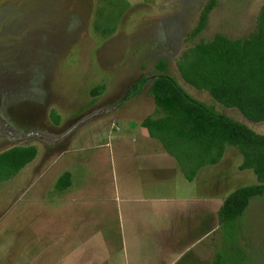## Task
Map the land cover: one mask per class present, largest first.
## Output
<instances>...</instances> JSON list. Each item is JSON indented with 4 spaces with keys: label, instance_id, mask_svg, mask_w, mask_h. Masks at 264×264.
I'll list each match as a JSON object with an SVG mask.
<instances>
[{
    "label": "rangeland",
    "instance_id": "374dc122",
    "mask_svg": "<svg viewBox=\"0 0 264 264\" xmlns=\"http://www.w3.org/2000/svg\"><path fill=\"white\" fill-rule=\"evenodd\" d=\"M211 2L0 0V153L16 146L38 149L32 163L11 179L0 181L2 261L9 264L10 258L29 253L22 243L25 219L38 220L41 227L49 222L57 228L55 223L67 225L80 214L79 210H69L71 200L64 201L61 192H53L65 172L75 175L72 192L83 204L115 201L118 190L114 175L120 164L115 149L119 153L124 145H144L143 137L148 134L141 122L157 110L148 85L136 97L123 98L139 79L151 82L159 73L156 66L160 61L167 62L166 73L193 98L264 133V122L249 121L238 109L218 103L208 92L186 83L179 72L184 52L200 41H210L218 34L244 39L258 28L264 0H216L204 30L193 36ZM112 7H117L115 15L124 7L123 13L114 16L116 20L109 12ZM98 23L100 30L96 29ZM107 24L113 29L104 34ZM102 85L103 93L93 96V89ZM52 111L59 119L53 118ZM242 162L240 150L228 146L217 165L198 172L195 184L186 179L180 166L182 174L172 170L169 183L163 187L165 194L201 196L203 217L210 216L203 224L202 243L176 264H213L218 253L223 264H264V196L251 200L236 228L223 227L216 220L223 199L239 188L260 183L253 170L239 169ZM24 180L35 186L28 201L22 194ZM211 199L214 204L209 207L206 203ZM59 205L57 212H45V208ZM29 207L39 212L34 213L36 218L23 212ZM108 209H101L105 222L110 220ZM177 219L182 230L184 221ZM129 230L120 218L117 227L108 226V253L113 251L117 256L124 247L120 252L123 262L134 264L133 245L124 256L127 245L121 238ZM135 246L142 250L136 252L139 261L157 250L150 243Z\"/></svg>",
    "mask_w": 264,
    "mask_h": 264
},
{
    "label": "trees",
    "instance_id": "16d2710c",
    "mask_svg": "<svg viewBox=\"0 0 264 264\" xmlns=\"http://www.w3.org/2000/svg\"><path fill=\"white\" fill-rule=\"evenodd\" d=\"M215 2L212 0L203 11L193 36L204 30ZM116 8L109 10L111 18L124 11V7L123 10L120 8L115 15ZM106 26L102 29L104 34L113 29L108 24ZM96 29L100 30L99 23ZM156 67L159 73L151 82L145 77L139 79L123 99L136 97L148 85V95L157 110L155 115L145 118L141 126L147 130L150 139L176 160L190 182L202 168L218 164L228 146L240 150L243 162L239 169L253 170L260 183L239 188L224 200L218 214L220 225L236 228L237 220L246 212L251 200L264 196V133H257L193 98L166 73V61H160ZM178 69L189 85L208 92L215 101L228 108L238 109L249 121L263 123L264 5L256 32L244 39L232 40L218 34L210 41H200L184 52ZM104 90V85L96 87L92 95H100ZM52 116L59 119L55 111ZM37 155L38 149L33 145L16 146L0 153V181L16 176ZM70 185L71 174L65 172L58 179L56 189L65 190ZM223 262V256L218 253L213 264Z\"/></svg>",
    "mask_w": 264,
    "mask_h": 264
},
{
    "label": "crops",
    "instance_id": "0c3cea01",
    "mask_svg": "<svg viewBox=\"0 0 264 264\" xmlns=\"http://www.w3.org/2000/svg\"><path fill=\"white\" fill-rule=\"evenodd\" d=\"M143 140L144 145L137 144L131 147L124 145L119 153L117 147L115 149V155H119L120 164L116 165L117 175H114L116 190H118L115 201L112 202L115 203L114 207L111 206L112 203L107 205L106 199L94 204H83L82 198L72 192L75 186V175L69 172L70 187L58 190L55 186L53 192H61L64 201L71 200L69 210H79L80 214L68 220L67 225L55 223L57 228L51 226L49 222L41 227L38 220L25 219L24 223L22 222V243L25 244L29 253H24L23 258L20 257L21 254L18 257H12L8 263L108 264L109 260L110 264H127L126 261L123 262L120 255L124 247L117 252V256L113 251L108 253L110 249L107 244L110 245L111 242L107 239L106 231L108 226L113 227V224L117 227L118 218L122 219L130 229L125 235L122 233L121 238L122 241L125 239L127 245V253H124V256L129 255V246L133 245L135 255L131 256L134 264H176L188 257L189 253L200 242L202 243L203 224L206 225V220L210 216L206 214L207 218L203 217L201 196L197 198L196 196L180 197L178 193L165 194L163 187L169 183L172 170L179 174H182V171H178V163L163 150L160 144L150 139L148 135L143 137ZM24 181L22 194L27 200L28 196L34 195L31 191L35 190V186L30 180ZM195 182L192 181L191 184ZM211 200L206 203L209 207L214 204ZM104 207L109 208L108 222H105L103 216L105 213L101 210ZM60 208V205L49 206L45 208V212H57ZM219 210L220 208L216 212V220L220 224ZM23 212L33 215L34 218L37 217L34 213H39L33 207L25 208ZM28 215L23 214L22 217L29 219ZM177 218H182L184 221L183 231L179 230ZM197 230L199 233H196ZM142 243L154 244L157 250L147 259L139 261L140 258L136 257V252H142V250L135 245ZM0 250V264H7L6 261H2L4 255L1 254L2 248Z\"/></svg>",
    "mask_w": 264,
    "mask_h": 264
},
{
    "label": "water",
    "instance_id": "95a60500",
    "mask_svg": "<svg viewBox=\"0 0 264 264\" xmlns=\"http://www.w3.org/2000/svg\"><path fill=\"white\" fill-rule=\"evenodd\" d=\"M154 78V77H153Z\"/></svg>",
    "mask_w": 264,
    "mask_h": 264
}]
</instances>
